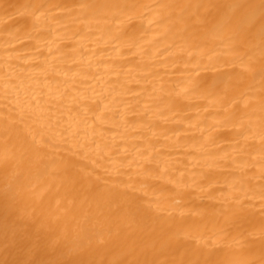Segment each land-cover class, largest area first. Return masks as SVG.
<instances>
[{
  "label": "bare ground",
  "instance_id": "1",
  "mask_svg": "<svg viewBox=\"0 0 264 264\" xmlns=\"http://www.w3.org/2000/svg\"><path fill=\"white\" fill-rule=\"evenodd\" d=\"M0 264H264V0H0Z\"/></svg>",
  "mask_w": 264,
  "mask_h": 264
}]
</instances>
